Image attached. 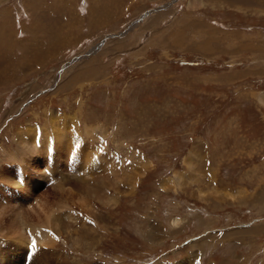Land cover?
Here are the masks:
<instances>
[{"label": "rangeland", "instance_id": "rangeland-1", "mask_svg": "<svg viewBox=\"0 0 264 264\" xmlns=\"http://www.w3.org/2000/svg\"><path fill=\"white\" fill-rule=\"evenodd\" d=\"M0 264H264V0H0Z\"/></svg>", "mask_w": 264, "mask_h": 264}, {"label": "bare ground", "instance_id": "bare-ground-1", "mask_svg": "<svg viewBox=\"0 0 264 264\" xmlns=\"http://www.w3.org/2000/svg\"><path fill=\"white\" fill-rule=\"evenodd\" d=\"M39 206V205H38ZM40 207V206H39ZM39 230H40V228H38ZM48 233H45L44 235L42 234V239H39L38 240V243H40V244H44V243H46V240L48 241V242H50L51 240H50V238H46L48 235H47ZM52 242V241H51Z\"/></svg>", "mask_w": 264, "mask_h": 264}]
</instances>
